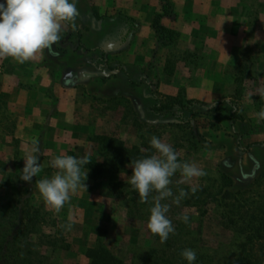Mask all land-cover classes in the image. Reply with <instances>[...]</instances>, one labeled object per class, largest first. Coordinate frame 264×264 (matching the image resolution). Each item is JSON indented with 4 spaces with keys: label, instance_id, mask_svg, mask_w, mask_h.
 <instances>
[{
    "label": "rangeland",
    "instance_id": "1",
    "mask_svg": "<svg viewBox=\"0 0 264 264\" xmlns=\"http://www.w3.org/2000/svg\"><path fill=\"white\" fill-rule=\"evenodd\" d=\"M76 1L72 0L73 3ZM240 1L242 11L244 13L247 11V29L241 35L242 44L238 59L233 57L232 52L227 54L228 68L225 69L224 74L229 82L225 84L224 95H209L213 97V100L205 101L204 98H197L198 95L190 97L187 94L186 85H191L197 91L206 87L202 81L204 71L210 72L209 79L213 82L208 86L210 91L216 92L218 86L219 88L224 86L217 83V80L222 77V70L217 61L222 52L208 49L209 46H206L204 40L205 36L196 39L198 44L182 48L178 45L180 33L176 32L167 44L162 45L158 41L157 47L150 55V66L154 67L159 60H166L165 74L173 76L177 74L179 77H187V80H190L188 84L179 88L177 97L181 100H195L204 105H213L218 110L205 109L204 112L199 113L201 107L195 103L193 108L199 113L195 116L181 109L178 104L174 106L173 113L153 115L147 111L148 99L140 95L137 87L133 85L132 88H128L126 99L113 104L111 118L102 129L98 128L97 132H92L89 129L91 125H87L84 126L87 129L80 133L83 139H80L70 154L77 158H87L89 161L82 168V173L86 174L82 176V180L85 179L83 182L85 187H80L59 212L43 203L35 187V183L40 179L50 178L54 173L53 169L48 166L49 164H42L41 171L33 177L31 183L23 181L20 176L24 158L33 152H30L20 140L0 138L3 144V148H0V206L12 203L17 205V208L22 207V217L27 219L26 223L34 213H38L34 219L35 226L39 228L42 224L43 233L55 234L56 238H59L51 246L39 243L40 240H44L39 236V232L32 231L29 235L33 245L35 244L34 251L48 256V264H87V251L97 243H103L124 264H136V261L143 263L140 255H143L147 248H157L166 243L161 244L158 237H153L147 230L146 222L151 205L141 203L138 194L128 184L132 171L131 164L113 165L110 157L116 155L117 145L116 143L107 144L108 147H112V152L109 151L103 143L104 136L111 137L115 141H122L130 151L139 147L140 152L146 154L152 153L149 140L151 136L156 135L174 148L181 162L195 163L207 172L206 176L190 180H184L177 173L172 178L171 187L174 193L180 188L188 192L192 187L202 186L204 190L215 193L225 184L219 173L221 170L219 164L227 160L231 163L229 169L225 168L229 174L239 175L241 168L244 171L252 169L253 164L248 160L247 154H243L244 162L241 167L239 166L238 160L241 153L237 139H240L242 147L264 140V121L257 122L256 118V113L264 107V96L258 94L264 91V0ZM87 12L92 15L91 11ZM95 21L96 25L106 26L109 29L104 36V41L108 50L112 52L109 54H113V50L117 47L116 41L120 38L119 31L124 29L126 31L127 28L124 27H130V23L116 16L100 18L99 15ZM209 32L211 33L210 30ZM63 36L66 40L67 33ZM76 36V31L73 30L72 38ZM210 38L214 44L220 42L217 40L218 36ZM47 51L49 63L54 68L53 64L60 57L56 50V43L48 47ZM92 57H94L93 60ZM126 57L127 52L124 51L121 59ZM73 58L74 63L82 62V67L84 63L98 62L95 60L96 56L85 52L78 53ZM209 64L210 68H208ZM71 72L76 80L83 81L88 77L86 72L78 76L76 71L71 70ZM148 81L154 95L159 96L163 103L169 100L168 97H174L158 90L159 81ZM97 106L99 111L103 110L100 105L97 104ZM231 112L237 114L235 123H232L230 119ZM183 118H189L190 121L184 123ZM180 121H182L181 126L171 124V122L179 123ZM196 130L199 136L195 133ZM2 135L3 133L0 132V137ZM5 135L8 136L9 133ZM84 135H86L85 138ZM193 141H199L198 146H203V149L197 150L193 147L190 144ZM7 145L11 146L10 150ZM206 150L209 153L202 157L200 153ZM251 153L261 162V168L258 171L261 184L257 190L264 194V148L251 147ZM222 168L224 170V167ZM11 182L15 185L12 188L9 186ZM245 185H249V182ZM254 195L253 192L245 195L247 199L245 201L250 204H248L249 207L251 206L249 198L257 197ZM227 202L231 204L229 206L232 209L233 207L236 209L234 210L236 212L238 207L236 202L230 199ZM182 204L183 201L179 206L172 205L168 214L175 227L180 222L176 219L177 215L186 213L198 215L197 206L183 207ZM221 218L216 201L209 204L203 218L201 232L202 242L209 257L213 259L212 261L223 263L235 255L238 240L232 229L223 224ZM254 251L260 253L259 243L256 244ZM257 259L262 260V257Z\"/></svg>",
    "mask_w": 264,
    "mask_h": 264
},
{
    "label": "crops",
    "instance_id": "2",
    "mask_svg": "<svg viewBox=\"0 0 264 264\" xmlns=\"http://www.w3.org/2000/svg\"><path fill=\"white\" fill-rule=\"evenodd\" d=\"M164 1L77 0L75 28L65 24L62 31H81L83 48L75 50L76 48L70 47L66 48L67 52L58 53L62 57L53 64L54 68L47 58V48L22 64L11 57L0 58V132L3 133L0 138L20 140L30 152L36 148L38 153H35L40 155V164L47 165L58 155H71L70 151L83 139L80 133L87 129L84 126L91 125L89 129L92 132L102 129L111 118L113 104L126 99L128 88L133 85L136 84L135 87L144 99L151 100L155 96L148 80L159 81L158 90L175 97L179 88L190 80L177 74H165L166 60H159L154 67L149 63L151 52L158 44L153 27V21L158 14H162L160 23L164 27L174 34L180 33L178 45L182 48L198 44L196 39L205 36L208 49L222 52L217 60L222 77L217 83L224 86H218L216 92L210 91L208 86L213 82L209 79L210 72L204 71L202 81L206 87L197 91L191 85H186L188 96L198 95L197 98L212 101L213 97L209 95H224L225 84L229 82L224 74L228 68L227 54L232 52L233 57L238 59L241 35L247 29V11H242L241 1L168 0L172 10L169 14L163 13ZM87 11H91L92 15ZM98 15L100 18L120 16L134 20L136 29L128 32L131 26H125L126 31H119L120 38L116 41L117 47L113 54H109L112 52L104 41L109 29L95 24ZM211 36H218L217 40L220 42L214 44ZM76 38H71L74 45L78 44ZM84 48L92 49L93 52L102 51L108 61L106 64L84 63L83 68L88 77L81 81L76 80L69 71H76V75H80L82 62L74 63L73 57L84 52ZM124 51L127 52V57L122 60L121 54ZM97 104L103 110L99 111ZM5 133L9 135L6 136ZM0 148H3L1 139ZM7 148L10 150L11 146L7 145ZM208 153L206 150L200 155L203 157ZM54 171L53 169L52 172ZM13 185L12 182L9 183L10 188Z\"/></svg>",
    "mask_w": 264,
    "mask_h": 264
},
{
    "label": "trees",
    "instance_id": "3",
    "mask_svg": "<svg viewBox=\"0 0 264 264\" xmlns=\"http://www.w3.org/2000/svg\"><path fill=\"white\" fill-rule=\"evenodd\" d=\"M172 12L171 4L169 1H164L163 13L169 14ZM162 14H158L153 21V27L156 31L158 41L161 44H167L168 40L172 39L174 32L167 29L160 23V18ZM120 18V16H118ZM122 21H128L130 23L131 30L136 29L134 26V20L130 17L128 19L121 17ZM72 28V27H71ZM121 32V31H120ZM67 33L68 40H64V34ZM77 34L78 44L74 45L71 41L72 30L61 31L60 39L57 40L56 50L57 53L67 52L66 48H76L82 47L81 39L82 33L79 31ZM128 34H125L127 36ZM123 35L122 38L125 37ZM83 48V47H82ZM85 53H91V55L96 56L98 62L101 64H106L107 57L104 53L99 51H92V49L84 48ZM59 59L62 55H59ZM94 57H92V60ZM97 62V63H98ZM84 63V62H83ZM80 74H84L85 69H80ZM69 73H72L69 71ZM87 73V72H86ZM136 86V84H135ZM155 97L149 101V106L147 111L153 115L169 114L173 113L174 106L178 105L181 109H185L187 113L193 115H198L207 109V111H217L218 109L213 105H204L198 103L195 100H181L179 97H168V101L162 102L159 96ZM198 104L201 110L198 112L194 110V104ZM237 114L235 112L230 113V119L232 123H235V117ZM184 119V118H183ZM184 123L190 121L189 118L184 119ZM173 125L181 126L182 121L179 123H173ZM238 134L240 132L236 130ZM235 131V132H236ZM198 131L196 130L195 133ZM202 137V135H200ZM97 139H99L97 137ZM103 143L106 148L112 152V147H108L107 144L116 143V155L110 157L113 165H121V163L131 164L132 161L142 158L146 155H150L151 152L143 154L140 152L139 147H135L132 151L128 150L126 146L123 145L122 141H115L111 137H103ZM238 145L240 147L241 156L239 157V166H242L244 162L243 154H247V158L253 164L252 169L249 171H244L240 169L239 175L229 174L227 169L231 166L229 160L222 164H219L221 170L219 173L224 181V186L218 188V191L212 193L210 191L204 190L203 187L197 188L195 193L188 191V196L183 200L182 206L199 208L198 215L191 213H186L184 215L188 216V223L179 222L176 225V232L174 235H170L166 243L157 248H147L143 253L142 261L143 263L137 262L136 264H187L183 260L180 253L185 248H192L197 253V259L195 264H264V194H261L258 189L259 184H261V179L258 174L261 168V162L251 153V147L264 148V140L251 143L246 147H242L240 139H237ZM199 141L190 142L193 147L197 150L203 146H198ZM191 146V147H192ZM221 147L223 145H220ZM208 148V147H207ZM231 156V155H230ZM224 167V170H222ZM116 168V167H115ZM249 182V185L245 183ZM207 189V188H206ZM249 190V191H248ZM253 192L255 199L253 197L249 198L251 206L245 200V195L247 193ZM205 194V195H204ZM236 202L237 211L235 212L234 207L231 208V204H228V200ZM217 203V208L220 211L221 219L223 224L227 225L232 229L234 235L238 241L236 244V253L231 258L226 259L223 263L220 261H212L213 259L209 257L204 244L202 242V224L203 218L208 211V205L215 202ZM249 204V205H248ZM253 204V206H252ZM233 206V205H232ZM221 207L223 209H221ZM246 207V208H245ZM22 207L17 205H12L9 203L7 206H0V264H48V256L40 253L39 251H34L35 244L29 238L30 233L39 232V236L44 238L40 240V244H49L52 246L53 243L57 242L59 238H56L55 234H45L43 233L42 224L38 228L34 224V219L38 213H34L33 219H29L26 223L21 212ZM40 214V213H39ZM42 214V212H41ZM178 214V213H175ZM37 219V218H36ZM259 243V254L254 251L256 244ZM262 257V260L257 258ZM87 264H124L116 255H114L103 243H97L94 247L88 249L87 251ZM137 260V258L135 259ZM219 260V259H218Z\"/></svg>",
    "mask_w": 264,
    "mask_h": 264
},
{
    "label": "clouds",
    "instance_id": "4",
    "mask_svg": "<svg viewBox=\"0 0 264 264\" xmlns=\"http://www.w3.org/2000/svg\"><path fill=\"white\" fill-rule=\"evenodd\" d=\"M77 15L72 0H0V58L11 57L21 64L29 61L60 39L65 24L75 28ZM258 94L264 96V91ZM256 118L257 122L264 121V107L256 113ZM149 144L152 153L131 162L128 184L141 203L151 205L146 227L163 244L176 232L168 215L171 206H179L188 196L182 188L173 192L172 178L179 173L184 180H190L206 176L207 172L195 163L181 162L174 148L156 135L151 136ZM37 151L34 148L33 154L24 158L20 179L25 182L31 183L41 171ZM88 163L87 158L71 155H58L50 160L49 167L54 173L35 183L43 203L59 212L80 187H85L82 176L86 174L82 173V168ZM190 191L195 193L197 188L192 187ZM176 219L188 223L189 218L180 214ZM180 255L187 264H195L194 249L185 248Z\"/></svg>",
    "mask_w": 264,
    "mask_h": 264
}]
</instances>
